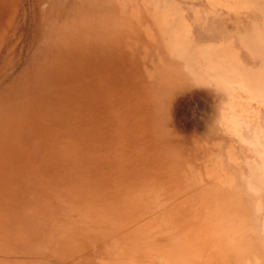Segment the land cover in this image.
Here are the masks:
<instances>
[{
	"label": "rangeland",
	"instance_id": "1",
	"mask_svg": "<svg viewBox=\"0 0 264 264\" xmlns=\"http://www.w3.org/2000/svg\"><path fill=\"white\" fill-rule=\"evenodd\" d=\"M0 192V264H264V0H0Z\"/></svg>",
	"mask_w": 264,
	"mask_h": 264
},
{
	"label": "bare ground",
	"instance_id": "2",
	"mask_svg": "<svg viewBox=\"0 0 264 264\" xmlns=\"http://www.w3.org/2000/svg\"><path fill=\"white\" fill-rule=\"evenodd\" d=\"M240 24L239 23H234L232 28H230L232 31H236L238 32L239 30L238 29H242L241 27H239ZM242 33V32H241ZM225 73V72H224ZM1 193V192H0ZM229 222V221H228ZM215 229V228H214Z\"/></svg>",
	"mask_w": 264,
	"mask_h": 264
}]
</instances>
